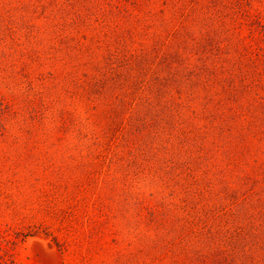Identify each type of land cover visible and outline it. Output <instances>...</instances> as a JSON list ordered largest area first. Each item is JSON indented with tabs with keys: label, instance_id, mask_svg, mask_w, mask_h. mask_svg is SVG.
I'll return each instance as SVG.
<instances>
[{
	"label": "trees",
	"instance_id": "16d2710c",
	"mask_svg": "<svg viewBox=\"0 0 264 264\" xmlns=\"http://www.w3.org/2000/svg\"><path fill=\"white\" fill-rule=\"evenodd\" d=\"M234 2H20L22 9L32 4L34 10L40 9L34 14H42L47 23L45 34L51 47L48 53L43 50L37 55V62L46 67V77L54 81V91L50 88L48 96L55 94L58 86L66 93L67 81L74 78L75 82L73 91H69L73 111L64 113L62 107L52 108V103L46 102L43 115L34 112L39 128L68 131L75 140L71 146H80L78 158L89 157L100 163L103 167L99 172L102 170L105 177L134 174L141 188L162 186L160 180L175 170L181 148L187 150L188 157L195 147L194 157L201 159L207 146L214 152L224 141L232 149L229 156H234L235 163L240 161L249 152L245 140L251 105L264 117V101L254 89L257 78L260 80L259 61L245 55L244 45L239 47L235 33H230L237 24ZM252 77L254 80L248 82ZM36 94L41 97V93ZM60 97L53 96L57 104L62 102ZM88 104L82 125L84 114L74 109L81 105L84 110ZM5 115L3 112L0 117L1 133L7 131ZM48 123L51 127L46 128ZM262 123L264 127V119ZM225 196L226 202L228 199L233 205L247 206L245 197L241 199L243 204L238 201L234 187ZM188 201L184 196L169 205L167 212L158 211L148 221H155L153 226L158 228L164 218H169V264H207L199 245L211 244L216 234L218 239L229 237L230 244V237L236 238L240 230L223 229L227 222L208 225L205 230L196 226L188 214ZM229 208L224 207L223 216H230ZM254 208L249 205V209ZM51 240L56 243L54 237ZM222 247H217L215 255L222 252L215 256L219 258L213 256L210 264H223Z\"/></svg>",
	"mask_w": 264,
	"mask_h": 264
},
{
	"label": "rangeland",
	"instance_id": "374dc122",
	"mask_svg": "<svg viewBox=\"0 0 264 264\" xmlns=\"http://www.w3.org/2000/svg\"><path fill=\"white\" fill-rule=\"evenodd\" d=\"M26 1L0 0V117L4 112L8 119L3 121L7 131L0 132V264H169V218L158 228L148 221L184 196L196 226L205 230L227 222L223 229H240L230 244L229 237L216 234L212 246L199 245L207 264L219 258L222 251L215 253L222 246L223 264H264V117L253 103L245 140L249 152L240 161L234 162L232 149L222 141L214 152L207 146L201 159L194 157L195 147L188 157L181 148L175 170L161 178L160 187L141 188L134 174L105 177L100 163L78 158L80 146H71L75 140L68 131L39 128L34 112L43 115L46 102L64 113L73 111L69 91L75 82L73 76L67 81L66 93L55 88L52 95L62 96L59 104L48 96L54 81L37 62V55L51 47L47 23L42 14H34L40 9L33 4L22 9L19 3ZM234 3L237 24L230 33L239 47L244 45L245 55L259 61L254 89L264 101V0ZM89 106L74 109L84 114L82 125ZM233 187L247 206L226 202ZM224 207H231L230 216H223Z\"/></svg>",
	"mask_w": 264,
	"mask_h": 264
},
{
	"label": "bare ground",
	"instance_id": "6f19581e",
	"mask_svg": "<svg viewBox=\"0 0 264 264\" xmlns=\"http://www.w3.org/2000/svg\"><path fill=\"white\" fill-rule=\"evenodd\" d=\"M48 246V245H47ZM49 247V246H48ZM49 248H51V247H49Z\"/></svg>",
	"mask_w": 264,
	"mask_h": 264
}]
</instances>
